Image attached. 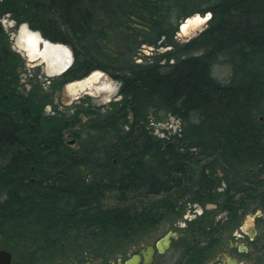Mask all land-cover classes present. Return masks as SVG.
<instances>
[{
	"label": "trees",
	"instance_id": "16d2710c",
	"mask_svg": "<svg viewBox=\"0 0 264 264\" xmlns=\"http://www.w3.org/2000/svg\"><path fill=\"white\" fill-rule=\"evenodd\" d=\"M206 12L205 29L177 42L183 19ZM5 15L74 56L50 91L25 93L0 21V240L14 261L95 244L111 257L180 201L212 202L218 183L237 190V179L264 176V0H0ZM142 44L170 49L138 63ZM98 69L120 83L117 101L45 114L62 85ZM170 116L180 128L154 133Z\"/></svg>",
	"mask_w": 264,
	"mask_h": 264
},
{
	"label": "flooded vegetation",
	"instance_id": "af4514ba",
	"mask_svg": "<svg viewBox=\"0 0 264 264\" xmlns=\"http://www.w3.org/2000/svg\"><path fill=\"white\" fill-rule=\"evenodd\" d=\"M73 61L74 56L71 62L68 61L70 66L66 70L73 65ZM138 61V63L146 62ZM56 65H60L59 59L50 66V70ZM53 70L56 77L66 72L65 70L58 73L59 69ZM105 74L111 77L108 73ZM70 90H73V93L77 92L76 88ZM82 100L89 101L86 98ZM248 173H252V169H249ZM237 183V190L229 189L224 181L218 183L211 195V198L215 199L212 202L180 201L174 212L166 214L162 220L166 225L162 236L170 231L177 232L179 236L171 237L170 246L165 251L159 253L155 250L154 258L150 263L144 262L141 251L149 244L155 246V242L162 236L149 243L140 240L136 242L137 238H134L127 252L124 255L117 254L115 259L108 257L94 262L95 259L90 257L72 264H125L132 255L141 257L136 264H155L156 260L166 255L171 248L179 254L174 264H184L187 255L193 250L198 254V264H264V176L241 177L237 179ZM187 205L189 208L186 207ZM187 209L193 216L189 217L186 213ZM0 248L4 247L0 246ZM11 253L14 261L15 257L12 251ZM17 261L20 263L19 260ZM18 262L14 261L12 264H19ZM45 264H59V261L54 260Z\"/></svg>",
	"mask_w": 264,
	"mask_h": 264
},
{
	"label": "rangeland",
	"instance_id": "374dc122",
	"mask_svg": "<svg viewBox=\"0 0 264 264\" xmlns=\"http://www.w3.org/2000/svg\"><path fill=\"white\" fill-rule=\"evenodd\" d=\"M0 21L3 24L6 34H8L9 45H11L12 49L16 51L18 55H20L22 66L20 69V86L22 87V90H24L25 93L34 90V88H37L42 92L48 90L50 91L51 86H49V83L56 77L52 69L50 70V66H53L57 59H59V64H61L62 67H64V65H66L68 61L71 62L73 60L71 49L67 46L47 43L44 39L41 38L42 36H40V34L31 32L32 30L29 29L26 23H15L11 19L10 15L1 17ZM183 22L184 19L178 25V29L176 30L174 35L176 41L179 43H184L185 41L194 38V36L204 30L207 26V22L205 21V23L199 24L187 35H183L181 33L180 26ZM24 41L28 46L23 44ZM32 48H34V50L30 51V49ZM168 49L170 48L165 46L154 48L153 46L151 47L142 44L140 48L137 49L138 52L134 56V58L137 62H139L138 60L147 61V58L151 56L153 50H157L158 53H163V51L165 52ZM62 60H64L66 64H63ZM213 68L214 76L217 79L219 78L223 81H227L229 79L230 68H228L225 63L218 62ZM67 84L68 83H66L63 88L58 90L52 96L53 98L50 103L46 104L44 109L45 114L51 115L57 113L58 111L65 115L73 113L75 110L73 105H78L76 103L81 101L83 98L88 99L91 106H95L103 111L108 107L107 105L112 100L117 101L120 98L118 94L120 83H118L105 73H101L99 78L96 79L92 83V85L88 87V89H85L84 91H80L78 93H73V90H70L67 87ZM151 125L154 128V133L163 135L166 133L176 132L180 128V121L178 118L170 116L163 121H154L153 123H151ZM67 140L69 142V140H71L70 137L67 138ZM73 145L76 144L74 143ZM186 207H188V205ZM186 213H188L189 217L193 216L191 213H189V210ZM165 228V223L161 221L158 226H156L152 230H149V232L144 236H139L138 239H136V242H138V240L143 243L156 241L160 238V236L164 234L163 232ZM131 243L128 244V246L126 245L118 247L117 250L112 253L113 256L111 257L109 256L111 255V253H109L108 249L106 251L100 250L98 252H95V250L97 249H94L92 247H97L98 245L96 244L84 250L78 246H69L66 247L68 248V250H63V252L65 253H58L59 264H72L80 259H89L90 257L92 259H95L94 262H96V260L100 261L101 258L107 259L109 257L110 259H115L117 254L119 255V253L120 255H124L127 252L128 248L131 246ZM178 257L179 254H177V251L174 248H171V250H169L166 255L161 256V258L157 259L155 264H174L175 260Z\"/></svg>",
	"mask_w": 264,
	"mask_h": 264
},
{
	"label": "water",
	"instance_id": "95a60500",
	"mask_svg": "<svg viewBox=\"0 0 264 264\" xmlns=\"http://www.w3.org/2000/svg\"><path fill=\"white\" fill-rule=\"evenodd\" d=\"M195 17H200V18H204L206 17L205 21L207 22L210 17L211 14L209 12L204 13V15H200V14H194L193 16L187 17L184 19V21H187L188 19H194ZM205 21H203V23H205ZM202 24V23H201ZM31 32H36L38 34L41 33L38 31H34L32 30ZM42 38V37H41ZM45 41L49 42L48 40H46L45 38H42ZM51 43V42H49ZM26 46H28L26 44V42L24 41V43ZM52 44H61V43H52ZM107 48L111 49L112 51H115L117 53H119L118 49H116L113 45H111L110 43L106 44ZM70 66V63H67L65 67H62V65H56L55 67H51V69H59L58 73H62L66 70V68H68ZM55 70H53L54 72ZM100 71H93L91 72L88 76L83 77L81 79H77L75 81H71L68 82L67 87L69 89H74L76 88L77 92L80 91H84L85 89H88V87H90L92 85V83L99 78ZM75 143V139L71 138V140H69L68 144L73 145ZM179 236V234L177 232H168L166 235L162 236L159 240H157L155 242V246L152 244H149L148 246H146L145 249H143L141 251L143 258H144V262L145 263H150L153 258H154V251L157 250L159 253L165 251L169 246H170V240L171 237L172 238H177ZM140 256L138 255H132V257L128 258V260L125 261V264H136L139 260H140ZM14 261L12 259V253L11 250H7L5 248H0V264H12Z\"/></svg>",
	"mask_w": 264,
	"mask_h": 264
},
{
	"label": "bare ground",
	"instance_id": "6f19581e",
	"mask_svg": "<svg viewBox=\"0 0 264 264\" xmlns=\"http://www.w3.org/2000/svg\"><path fill=\"white\" fill-rule=\"evenodd\" d=\"M206 19V17H205ZM204 18H198V17H195L194 19L190 18L188 19L187 21H184L180 26H181V33L184 35V34H188L191 32V30H194V28H196L199 24L203 23V21H205ZM32 37V36H31ZM35 40V39H34ZM47 42V41H46ZM49 43V42H47ZM52 44V43H51ZM57 45H60V44H57ZM63 46V45H61ZM58 47V46H57ZM59 48V47H58ZM34 48L30 49V51H33ZM70 51V50H69ZM65 63V61L63 60V64ZM68 63V62H67ZM66 64V63H65ZM66 65H64L65 67Z\"/></svg>",
	"mask_w": 264,
	"mask_h": 264
}]
</instances>
